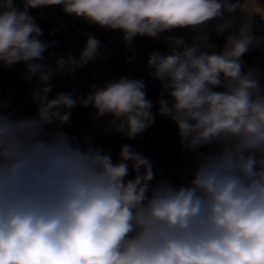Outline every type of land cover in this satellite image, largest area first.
<instances>
[{
  "label": "clouds",
  "instance_id": "1",
  "mask_svg": "<svg viewBox=\"0 0 264 264\" xmlns=\"http://www.w3.org/2000/svg\"><path fill=\"white\" fill-rule=\"evenodd\" d=\"M253 4L22 0L17 7L0 0V66L23 64L22 79L36 84L35 117L9 112L0 100V264H264V74L242 60L264 43L254 35ZM54 5L122 32L127 49L138 36L193 33L188 41L164 37L169 53L148 56V75L161 84L156 113L144 80L129 76L50 98L54 77L74 76L107 53L92 33H81L78 57L48 51L57 42L41 39L29 10ZM210 22L217 36L228 33L219 50L204 31ZM77 105L108 118L105 134L129 140L156 115L170 119L196 162L191 179L152 184L151 157L131 145H121L115 161L87 132L81 145L64 131Z\"/></svg>",
  "mask_w": 264,
  "mask_h": 264
},
{
  "label": "built area",
  "instance_id": "2",
  "mask_svg": "<svg viewBox=\"0 0 264 264\" xmlns=\"http://www.w3.org/2000/svg\"><path fill=\"white\" fill-rule=\"evenodd\" d=\"M15 4L17 7H21L22 0H15ZM29 14L35 18L36 23L43 30V36L41 39L45 41L57 42V46L53 49H49L48 51L54 52L58 56H64L71 52L74 54V56L78 57L85 41V36L81 33H89L91 28H102L98 25H90L83 19L65 14L59 5L30 9ZM262 16H264V14L254 16L253 18V31L254 35L257 37H264V18H262ZM61 26H63L62 30L58 31L55 35H49L52 30L60 29ZM102 29L106 31V41L110 47L114 49H117L120 46L125 47L122 39V32L112 31L105 28ZM140 48V43L135 38L132 48H126L127 52L124 55L123 62L125 64L132 62ZM147 51L148 56L153 51H159L162 53L156 40L152 38L149 39ZM47 55L48 52L45 53V56ZM242 60L244 62L245 69L255 67L260 73L264 74V43L260 44L256 48L250 49V51L242 57ZM46 63L52 65L53 59L48 58ZM77 72L78 78L70 82L62 83L58 88V93L62 91H76L83 87L88 88V86L92 84H103L104 81L109 79L114 78L118 80L123 76H128L124 71L117 70L109 78H106L100 73L94 62H90L84 68L78 69ZM133 78L137 77L133 76ZM261 78L264 79V75H262ZM153 87L155 89L154 101H156L161 93L160 82H153ZM2 97L4 100L9 102L11 110H15L18 115H20L22 109L33 105L31 94L25 96H15L12 95L8 89H6L2 93ZM161 118L162 116L156 115L154 123L151 124L143 133L138 134L135 139L129 140L126 136L120 133L109 132L113 136L114 140L112 138H99L96 146H101L105 153H111V151L117 147V142H137L143 146L144 151L150 154L151 158L156 163V176L151 182L152 184H156L161 179H169L175 185L185 183L186 180L191 179L186 171L175 165L162 167L157 163L152 154L154 147L155 127Z\"/></svg>",
  "mask_w": 264,
  "mask_h": 264
},
{
  "label": "trees",
  "instance_id": "3",
  "mask_svg": "<svg viewBox=\"0 0 264 264\" xmlns=\"http://www.w3.org/2000/svg\"><path fill=\"white\" fill-rule=\"evenodd\" d=\"M89 33L95 35L102 44L106 46L107 53L106 58L98 59L94 62L100 73L109 78L115 71L122 70L124 71L130 78L133 76L137 78H141L144 80L146 85V97L153 101L154 107L152 109L153 113L157 112L158 105H155L154 97H155V89L153 87V82L155 79L148 75L149 69L147 68V60H148V44L149 37H136V40L140 43V49L137 51L134 60L128 64L123 62L124 55L127 50L124 46H120L117 49L110 47L106 41V31L102 28H91ZM228 33L224 35L217 36L216 33L212 36L213 43L217 46V50L221 48L224 44L225 37ZM103 51V50H102ZM26 69L23 64H17L12 69H6L0 66V100H4L2 97V93L4 90L8 89L12 95L15 96H25L31 94L32 89L36 86L35 82H27L22 79V72ZM78 78V72L76 71L74 76H69L67 74L57 75L53 79V83L55 87L53 91L50 93V98L54 97L58 93V88L62 83L70 82ZM219 90V89H217ZM89 91L88 88H80L74 92V94H87ZM8 102V101H7ZM9 105V102H8ZM8 111L12 112L10 106L8 107ZM71 117H70V127L64 129L70 136L76 137L81 145L84 144L83 137L79 136V131L84 127L93 123L96 119L94 118V110L91 108H84L77 105L75 108L71 109ZM20 115H28L31 117L36 116V108L34 105H31L27 108L21 110ZM92 140L93 146H96L98 139H107L113 138L110 133L99 134L93 136ZM117 142V141H116ZM123 144L131 145L136 151L142 153L147 157H151L150 154L144 151V148L141 144L133 141H120L117 142V147L111 151V155L113 161L118 158L120 147ZM207 149L201 148L198 149L200 152H204ZM152 154L154 159L157 161L159 165L162 167H168L171 165L178 166L180 169L186 171L191 178V170L195 167V160L193 158V154L187 152L181 147L180 139L178 136V129L176 125L168 118L162 117L161 120L155 127V135H154V147L152 150ZM153 170L156 176V163L151 158ZM129 179L132 178V173L129 174ZM155 178V177H154Z\"/></svg>",
  "mask_w": 264,
  "mask_h": 264
},
{
  "label": "crops",
  "instance_id": "4",
  "mask_svg": "<svg viewBox=\"0 0 264 264\" xmlns=\"http://www.w3.org/2000/svg\"><path fill=\"white\" fill-rule=\"evenodd\" d=\"M253 6H254L255 11L258 13L255 16L264 14V0H254ZM213 23H215V22H210L208 27L204 29V31L209 34L210 41L212 43H213L212 36L215 33L212 30V24ZM169 35H174L177 37H183L186 41H188L192 37L193 33L187 29H175L172 32L162 33L160 39H155V40L158 43L163 54H168L170 51V49L166 46L165 39H164V37L169 36ZM155 82H159V81L155 80Z\"/></svg>",
  "mask_w": 264,
  "mask_h": 264
},
{
  "label": "rangeland",
  "instance_id": "5",
  "mask_svg": "<svg viewBox=\"0 0 264 264\" xmlns=\"http://www.w3.org/2000/svg\"><path fill=\"white\" fill-rule=\"evenodd\" d=\"M108 118L95 119L92 124L84 127L79 131V136L83 137V133L87 132L91 136L99 135L104 133V127L107 124Z\"/></svg>",
  "mask_w": 264,
  "mask_h": 264
}]
</instances>
